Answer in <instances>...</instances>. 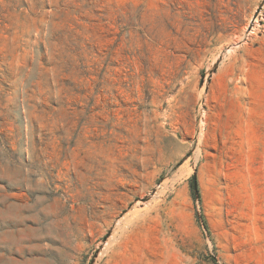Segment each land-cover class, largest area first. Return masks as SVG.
Segmentation results:
<instances>
[{"label":"rangeland","instance_id":"374dc122","mask_svg":"<svg viewBox=\"0 0 264 264\" xmlns=\"http://www.w3.org/2000/svg\"><path fill=\"white\" fill-rule=\"evenodd\" d=\"M0 264H264V0H0Z\"/></svg>","mask_w":264,"mask_h":264}]
</instances>
